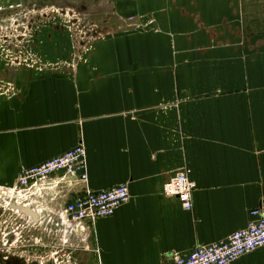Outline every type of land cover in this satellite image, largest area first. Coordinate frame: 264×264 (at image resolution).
Segmentation results:
<instances>
[{
    "label": "crops",
    "instance_id": "1",
    "mask_svg": "<svg viewBox=\"0 0 264 264\" xmlns=\"http://www.w3.org/2000/svg\"><path fill=\"white\" fill-rule=\"evenodd\" d=\"M52 7L100 33L77 63L56 26L31 31L48 67L0 58V186L81 144L88 180L57 174L29 197L30 254L54 264L64 243L71 264H168L245 229L264 200V0H0V18ZM185 168L191 212L163 192ZM123 184L131 198L112 217L64 223L86 191ZM234 264H264V247Z\"/></svg>",
    "mask_w": 264,
    "mask_h": 264
},
{
    "label": "built area",
    "instance_id": "2",
    "mask_svg": "<svg viewBox=\"0 0 264 264\" xmlns=\"http://www.w3.org/2000/svg\"><path fill=\"white\" fill-rule=\"evenodd\" d=\"M88 153L84 145H78L65 154L55 157L40 166L25 168L20 173L15 186L5 188L4 194L11 203L24 204L34 194L42 193L50 180L57 174L74 177L81 182L88 180ZM197 184L192 178V170L178 171L164 186V196L175 198L182 209L191 212L194 208V192ZM131 198L127 184L99 192L86 191L83 197L64 207L63 221L72 226H82L86 221L112 217ZM25 201V203H21ZM248 226L233 233L228 239L209 245H197L187 255L174 254L168 264H234L240 258L264 247V200L261 207L250 212ZM67 244L51 247L54 264H71L73 256Z\"/></svg>",
    "mask_w": 264,
    "mask_h": 264
},
{
    "label": "rangeland",
    "instance_id": "3",
    "mask_svg": "<svg viewBox=\"0 0 264 264\" xmlns=\"http://www.w3.org/2000/svg\"><path fill=\"white\" fill-rule=\"evenodd\" d=\"M10 17V21L3 15L0 18V58L8 67L24 66L29 60L35 61L37 67H48L49 64L42 65V60L34 52L39 45L36 42L37 37L33 42L31 31L41 34L45 29L54 26L62 29L70 39V51L76 63L84 59L86 54L89 55L97 40L95 35L100 33L97 32L100 27L89 21H86V26H82L85 18L72 8L52 7L46 11L14 12ZM5 188L9 187L0 186V257H22L26 261L41 264L49 252L45 255H40L42 252H33L31 255L29 252L39 247L34 246L32 249L29 245V216L17 208L20 205L27 208V205L11 203L4 194L5 191H2Z\"/></svg>",
    "mask_w": 264,
    "mask_h": 264
},
{
    "label": "water",
    "instance_id": "4",
    "mask_svg": "<svg viewBox=\"0 0 264 264\" xmlns=\"http://www.w3.org/2000/svg\"><path fill=\"white\" fill-rule=\"evenodd\" d=\"M18 210L24 214H27L28 216L32 217L35 221H38V216L35 212L30 210L29 208H25L24 206H18Z\"/></svg>",
    "mask_w": 264,
    "mask_h": 264
}]
</instances>
